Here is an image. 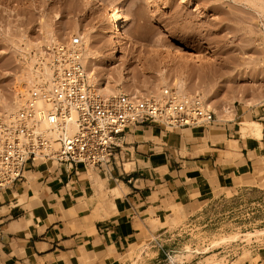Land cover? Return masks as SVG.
I'll return each mask as SVG.
<instances>
[{
  "label": "rangeland",
  "instance_id": "374dc122",
  "mask_svg": "<svg viewBox=\"0 0 264 264\" xmlns=\"http://www.w3.org/2000/svg\"><path fill=\"white\" fill-rule=\"evenodd\" d=\"M115 1L134 43L119 57L118 67L97 74L99 84L114 85L121 75L130 92L149 96L163 70L168 83L184 79L185 97L201 94L207 104H229L232 116L215 115L216 121H236L241 138L257 140L240 132L238 115L264 107L263 0ZM103 14V8L82 0H0V97L16 94L26 58L30 52L40 56L48 32H54L55 44L78 36L74 25L81 33L101 29ZM95 44L105 54L110 50L102 40ZM77 169L102 186V198L113 196L112 182L91 169ZM208 199L199 196L189 212L168 207L165 219L150 226L165 233L158 244L144 242L116 264H264V168Z\"/></svg>",
  "mask_w": 264,
  "mask_h": 264
},
{
  "label": "crops",
  "instance_id": "0c3cea01",
  "mask_svg": "<svg viewBox=\"0 0 264 264\" xmlns=\"http://www.w3.org/2000/svg\"><path fill=\"white\" fill-rule=\"evenodd\" d=\"M238 116L260 123L261 138L243 139L236 121L216 119L206 128L126 130L112 164L91 169L116 187L109 198L78 169L26 170L0 192V264H116L144 242L158 244L165 233L150 226L168 207L189 212L199 196L210 201L237 178L263 170L264 107Z\"/></svg>",
  "mask_w": 264,
  "mask_h": 264
},
{
  "label": "built area",
  "instance_id": "2783aa9c",
  "mask_svg": "<svg viewBox=\"0 0 264 264\" xmlns=\"http://www.w3.org/2000/svg\"><path fill=\"white\" fill-rule=\"evenodd\" d=\"M82 49L77 35L47 46L51 84L17 91L13 109L0 115V192L40 165L104 171L126 130L206 128L215 121L201 97L183 98L168 89L157 97L118 93L103 98L87 79Z\"/></svg>",
  "mask_w": 264,
  "mask_h": 264
},
{
  "label": "bare ground",
  "instance_id": "6f19581e",
  "mask_svg": "<svg viewBox=\"0 0 264 264\" xmlns=\"http://www.w3.org/2000/svg\"><path fill=\"white\" fill-rule=\"evenodd\" d=\"M86 1V3L96 5L97 7L104 9V14L102 17V28L101 29H92L86 31V33H81L79 29H77V26L73 30L78 34V36L82 40V51H83V59L82 63L85 68V72L87 75V79L90 84L93 85L95 90H97L98 94L102 95L103 98L110 97L112 95L123 93L128 95H135L136 92H130L125 84V79L123 76H119L118 80H116V84L110 85L108 84H99L97 74L99 72L104 71L106 67H110L113 69V67H118L119 65V57L125 53V49L128 47L130 48L134 43V38L126 31V21L127 18H124L122 14V7L121 5L116 2L115 0H82ZM257 2V0L255 1ZM259 2V1H258ZM264 3V0L262 1ZM260 3V4H262ZM260 5L259 8H264ZM261 12H263L261 10ZM262 14V13H261ZM264 15V13H263ZM99 39L103 42H106L110 46V50L106 54L103 51H100L98 48L100 46L95 44V40ZM44 40H47L48 43H46V47L49 46V44L56 42V36L53 31L48 32L44 36ZM46 41V42H47ZM51 42V43H49ZM59 43V42H58ZM45 49H40L36 53L30 52L29 56L26 58L27 63H24L25 66H23L22 72L17 77V83H16V92L20 91L21 93L25 92L29 88H35L39 85H42L43 83L51 84L52 81V70L50 67V53ZM32 51V50H31ZM34 52V51H33ZM36 65V68H35ZM118 68V70H120ZM164 71L160 73V76L158 78V82L154 84V89H149L147 93L149 96L157 97L161 94V92L166 89L164 87H161V85H170L172 93L178 95L179 97L187 98L188 90L185 88L184 82L182 80L181 76H176L177 78L181 79H172L173 81L167 82V77L163 73ZM115 83V82H114ZM197 92V91H196ZM138 93V92H137ZM15 94V93H14ZM199 94V93H198ZM13 95V94H12ZM139 95H144L143 93H139ZM195 95V94H194ZM193 95V96H194ZM197 95V94H196ZM201 94H199L200 97ZM198 96V95H197ZM144 97V96H142ZM11 98V97H10ZM0 97V108L3 110V112H10L13 109V106L17 103L18 97L15 95L12 96L10 99ZM202 98V97H201ZM11 100V101H9ZM204 103L205 100H204ZM208 109L212 110L217 118H226L232 116V111L230 110L229 104L224 105H215L211 102L208 104H205ZM232 109V107H231ZM230 112L232 114H230ZM5 114L1 113L0 115ZM241 127L240 132L245 135H251L254 138L260 139L262 136V126L260 123L256 121H252L249 119L241 120L240 121ZM42 130L49 131V127L47 125H43L40 127ZM50 133V132H49ZM229 156V155H228ZM113 189V188H111ZM116 187L113 189V192L116 194ZM112 192V193H113ZM119 194V193H118ZM242 259V257H240ZM211 264H220L217 261L213 262Z\"/></svg>",
  "mask_w": 264,
  "mask_h": 264
}]
</instances>
